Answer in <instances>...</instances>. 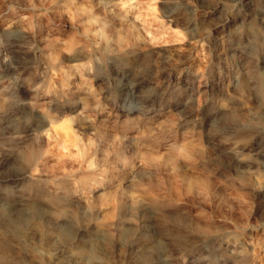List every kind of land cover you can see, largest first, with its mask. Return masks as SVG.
Wrapping results in <instances>:
<instances>
[{"label": "rangeland", "instance_id": "obj_1", "mask_svg": "<svg viewBox=\"0 0 264 264\" xmlns=\"http://www.w3.org/2000/svg\"><path fill=\"white\" fill-rule=\"evenodd\" d=\"M28 1L0 0V33H5L0 34V160L5 163L0 164V197L11 203L27 196L46 204L41 215L71 218L72 235L56 237L35 218L15 234L1 216L0 264H145L161 256L170 257L171 264H264V0H110L118 16L98 10L97 17L76 20L66 0ZM119 19L135 22L142 47H129ZM7 23L13 24L11 34L3 29ZM103 26L107 38L101 36ZM117 35L126 38L120 49ZM67 42L79 48L72 49L75 54L63 49ZM38 112L69 119L71 133L50 130L41 135L45 139L35 137L29 129L38 124ZM9 119L15 120L6 126ZM10 129L19 133L9 134ZM32 144L42 149L37 171L17 187L1 182L27 168L22 156ZM52 181L59 182L58 192L49 187ZM109 217L111 222L103 224ZM81 228L91 230V241H74ZM134 234L142 235L138 254L128 246Z\"/></svg>", "mask_w": 264, "mask_h": 264}, {"label": "bare ground", "instance_id": "obj_2", "mask_svg": "<svg viewBox=\"0 0 264 264\" xmlns=\"http://www.w3.org/2000/svg\"><path fill=\"white\" fill-rule=\"evenodd\" d=\"M28 1V0H27ZM26 0H25V3L27 2ZM37 1V0H36ZM50 1V0H49ZM64 1V0H63ZM239 1V0H238ZM23 2V1H22ZM28 2H30V1H28ZM38 2V1H37ZM42 1H40V3H41ZM65 2H67V4L70 6V7H72V9H73V16H75L74 15V13L76 14V16H78L77 18H75V20L76 19H79V17H81V16H87L89 19H91L93 16H95V17H97L98 16V12L101 10L102 12H104L105 14H107L108 16H118V8H116V6H114L113 4L111 5L110 4V0H66ZM112 2V1H111ZM116 2H117V0H116ZM18 3H20V2H18ZM113 3H115V2H113ZM243 3V2H242ZM28 3H26L25 5H27ZM38 4V3H37ZM49 4V3H48ZM117 4V3H116ZM119 4H120V2H119ZM24 5V6H25ZM11 6V5H10ZM244 6V5H243ZM250 6V5H249ZM39 7V6H38ZM253 7V6H252ZM251 7V8H252ZM262 7V6H261ZM25 8V7H24ZM260 8V7H259ZM70 9V8H69ZM99 10V11H98ZM255 10V9H254ZM260 10H261V8H260ZM67 11V10H66ZM95 11H98L97 13H95ZM248 11V10H247ZM258 12V11H257ZM67 13V12H66ZM103 13V14H104ZM127 13V12H126ZM95 14H97V16L95 15ZM121 14V13H120ZM123 14V13H122ZM71 16V15H70ZM94 17V18H95ZM123 17V16H122ZM125 17V16H124ZM15 18H18V17H15ZM14 18V19H15ZM72 18V17H71ZM100 18V17H99ZM98 18V19H99ZM102 18V17H101ZM100 18V19H101ZM104 18H105V16H104ZM108 19V18H107ZM211 19V18H210ZM241 20H242V18H240ZM112 20V19H111ZM118 20V19H117ZM126 20H130V18L129 19H126ZM132 20V19H131ZM99 22H100V20H98ZM105 22H106V20H104ZM133 21V20H132ZM132 21H130V23H127V22H123V19H119V24H121L123 27H124V30L126 29V31H127V33L129 34V39L131 40V45H129V47H131V46H134V47H142V46H140V44H141V37H140V34H139V32H138V30H137V26H134V24H135V22H134V24H132ZM13 22H15V21H13ZM22 22V21H21ZM44 22V21H43ZM98 22V23H99ZM104 22V23H105ZM109 22V21H108ZM246 22V21H245ZM112 23V22H111ZM115 23V22H114ZM238 23H240V22H238ZM237 23V24H238ZM260 23H261V25L264 27V16H261L260 17ZM1 24V23H0ZM8 24V23H7ZM6 24V27L5 28H3L4 30H6L7 31V33H10L11 34V29H12V23L11 24H8L7 25ZM118 24V25H119ZM242 24V23H241ZM97 25H100V23L99 24H97ZM107 25V24H106ZM234 25H236V24H234ZM243 25V24H242ZM242 25H240V26H242ZM260 25V26H261ZM1 27H2V25H0ZM83 26V25H82ZM88 26V25H87ZM121 26V27H122ZM245 26V25H244ZM259 26V25H258ZM16 27V26H15ZM20 27V26H19ZM24 27V26H23ZM104 27V26H103ZM111 27V26H110ZM263 27H262V29H263ZM22 28V27H21ZM81 28V27H80ZM109 28V27H108ZM243 28V27H242ZM23 29H26L25 27L23 28ZM22 29V30H23ZM88 29V28H87ZM86 29V30H87ZM95 29H96V27H95ZM98 29V28H97ZM261 29V28H260ZM1 30H2V28H1ZM0 30V31H1ZM19 30H21V29H19ZM18 30V31H19ZM75 30V29H74ZM85 30V31H86ZM109 30V29H108ZM26 30H24L23 32H25ZM80 31V30H79ZM118 31H119V29H118ZM118 31H117V33H118ZM121 31V30H120ZM22 32V33H23ZM87 32V31H86ZM88 32L89 33H91L89 30H88ZM1 33H4V32H1ZM0 33V34H1ZM89 33H87V35L89 34ZM101 33H102V37H104V38H107V32H106V29H105V27L101 30ZM111 33H112V31H111ZM116 33V32H115ZM5 34V33H4ZM10 34H8V35H10ZM17 34V33H16ZM110 34V33H109ZM123 34V33H122ZM2 35V34H1ZM7 35V36H8ZM20 35V34H19ZM25 35H27V34H25ZM114 35V34H113ZM30 36V35H29ZM52 36V35H51ZM96 36H99L98 34L96 35ZM118 37L116 38L115 36V38L117 39V45H118V48L120 49V48H122V43H123V41H126V38L125 37H122L121 35H117ZM253 36V35H252ZM15 38H16V36H14ZM23 37H24V35H23ZM101 37V38H102ZM113 37V38H114ZM12 38V37H11ZM22 38V37H21ZM20 37H19V39H21ZM28 38V37H27ZM114 38V39H115ZM18 39V38H17ZM103 39V38H102ZM115 39V40H116ZM16 40V39H15ZM64 40V39H63ZM74 41H75V39H73ZM96 40V39H95ZM98 40V39H97ZM96 40V41H97ZM109 39H107V41H108ZM143 40V39H142ZM4 41V40H3ZM71 41V40H70ZM114 41V40H113ZM112 41V42H113ZM1 42V41H0ZM19 42V41H18ZM69 42V41H68ZM67 42V43H68ZM73 41H71V43H72ZM76 43H77V40L75 41ZM75 42H73V44L75 43ZM81 42V41H80ZM86 41H84V43H85ZM94 42V41H93ZM101 42H104V41H102L101 40ZM111 42V41H110ZM247 42V41H246ZM251 42V41H250ZM17 43V42H16ZM70 43V42H69ZM68 43V44H69ZM88 42H86V45H88L87 44ZM125 43V42H124ZM236 43V42H235ZM238 43V42H237ZM248 43V42H247ZM15 44V43H14ZM17 44H19V43H17ZM73 44H69V45H67L68 47L66 48V46H65V48L63 47V49L64 50H69V51H71L74 47L72 46ZM78 44V43H77ZM80 44H82V43H80ZM144 44V43H143ZM83 45V44H82ZM111 45V44H110ZM114 45V44H113ZM128 45V44H127ZM42 46V45H41ZM75 46V48H78V47H80V45L78 44V47H76V45H74ZM144 46H146L145 44H144ZM82 47H85V46H82ZM86 47H88V46H86ZM100 47V46H99ZM113 47H115V46H112V48ZM123 47H125V44H124V46ZM238 47V46H237ZM250 47V46H249ZM74 48V49H75ZM89 48V47H88ZM111 48V49H112ZM116 48V47H115ZM242 48V47H241ZM17 49V48H16ZM79 49V48H78ZM85 49V48H84ZM83 49V50H84ZM101 49V48H100ZM127 49V48H126ZM129 49V48H128ZM15 50V49H14ZM19 50V49H18ZM34 50H36V49H34ZM46 50V49H45ZM77 50V49H76ZM75 50V51H76ZM86 50V49H85ZM114 50H116V49H114ZM118 50V49H117ZM116 50V51H117ZM234 50V49H233ZM236 50V49H235ZM23 51V50H22ZM24 51H26V50H24ZM50 51V50H49ZM69 51H67V52H69ZM73 51V54H75V52H74V50H72ZM71 51V52H72ZM80 52H81V50H79ZM88 51L89 50H87V53H85V55H87V54H89L88 53ZM109 51V50H108ZM107 51V52H108ZM113 51V50H112ZM122 50H120V52H121ZM58 52V51H57ZM71 52H70V54H71ZM77 52V51H76ZM79 52V53H80ZM84 52H86V51H84ZM90 52V51H89ZM106 52V49H105V51L103 52L104 54L103 55H105V54H107V53H105ZM128 52V51H127ZM130 52V51H129ZM232 52V51H231ZM237 52V51H236ZM18 53V52H17ZM38 53V52H37ZM47 53V52H46ZM83 53V52H82ZM82 53H80V54H82ZM125 53H126V51H125ZM131 53V52H130ZM232 53H234V52H232ZM238 53V52H237ZM248 53V52H247ZM252 53V52H251ZM22 54V53H21ZM41 54V53H40ZM45 54V53H44ZM69 53H68V55H67V57L68 56H71ZM100 54H102V53H100ZM228 54H231V53H228ZM235 54V53H234ZM250 54V53H249ZM248 54V55H249ZM14 55V54H13ZM42 55V54H41ZM49 55V54H48ZM83 55H84V53H83ZM84 55V56H85ZM113 55H114V53H113ZM120 55H121V53H120ZM138 55V54H137ZM238 55H239V53H238ZM247 55V54H246ZM23 56V55H22ZM30 56V55H29ZM47 56V55H46ZM73 56V55H72ZM76 55H74L73 56V58L75 57ZM78 56H80V55H78ZM82 56V55H81ZM89 56V55H88ZM92 56V55H91ZM250 56V55H249ZM251 56H252V54H251ZM19 57V56H18ZM105 57V56H104ZM15 58V57H14ZM20 58V57H19ZM26 58V57H25ZM48 58H50V59H54L55 58V54H54V58H53V55H49L48 56ZM77 58V57H76ZM85 58H87L88 60H89V58L88 57H85ZM6 59V58H5ZM32 59V58H31ZM35 59H37V58H35ZM68 59H69V57H68ZM79 59V58H78ZM82 59V58H81ZM252 59V58H251ZM20 60H21V58H20ZM1 61H2V59H1ZM53 61V60H52ZM74 61H76V60H74ZM79 62V61H78ZM77 62V63H78ZM90 62V61H89ZM84 63V62H83ZM86 63H87V61H86ZM50 64H52L51 62H50ZM79 64V63H78ZM81 64V63H80ZM13 71V70H12ZM11 71V72H12ZM0 74H1V72H0ZM4 75V74H3ZM12 76V75H11ZM14 76V75H13ZM9 78H12L13 79V77H9ZM67 79V78H66ZM141 79V78H140ZM8 80H10V79H8ZM7 80V81H8ZM1 81H2V79L0 78V83H1ZM4 81V80H3ZM2 81V82H3ZM12 81V80H11ZM136 81H137V79H136ZM263 81V80H262ZM62 82V81H61ZM60 82V83H61ZM249 82V81H248ZM2 84V83H1ZM0 84V85H1ZM63 84H64V82H63ZM129 84H132L131 82L129 83ZM249 84V83H248ZM247 84V85H248ZM6 85V84H5ZM9 85H10V83H9ZM1 86H4V85H1ZM11 86V85H10ZM87 86H89V85H87ZM245 86V85H244ZM90 88V87H89ZM263 88V87H262ZM244 89H245V87H244ZM9 90H7V92H8ZM264 91V90H263ZM2 93H0V95H1ZM14 94V93H13ZM12 95V94H11ZM78 98H79V96H77ZM89 97V96H88ZM33 98V97H32ZM13 100V99H12ZM47 100H49V99H47ZM79 100V99H78ZM84 100V99H83ZM27 101V100H26ZM6 102V101H5ZM13 102V101H12ZM15 102V101H14ZM43 102V101H42ZM81 102V101H80ZM87 102V101H86ZM89 102V101H88ZM2 103V102H1ZM31 103V102H30ZM33 103V102H32ZM35 103V102H34ZM44 103V102H43ZM52 103H53V101H52ZM64 103H65V101H64ZM16 104V103H15ZM18 104V103H17ZM36 104V103H35ZM66 104H67V102H66ZM20 105V104H19ZM6 106V105H5ZM10 106H11V104H10ZM24 106V105H23ZM23 106H22V108H23ZM35 106V105H34ZM57 106H59V105H57ZM20 107V106H19ZM25 107V106H24ZM67 107V106H66ZM26 108V107H25ZM38 107H36V109H37ZM46 108V107H45ZM29 109V108H28ZM86 109V108H85ZM21 110V109H20ZM23 110V109H22ZM32 110V109H31ZM35 110V109H34ZM38 110V109H37ZM54 110V109H53ZM24 111V110H23ZM30 111V110H29ZM55 111V110H54ZM78 111H80V110H78ZM2 112V111H1ZM27 112V111H26ZM35 112V111H34ZM37 112V111H36ZM67 112V111H66ZM21 113V112H20ZM50 113H52V112H50ZM56 113V112H55ZM15 114V113H14ZM13 114V115H14ZM74 114H75V112H74ZM21 115V114H20ZM25 115V114H24ZM51 115V114H50ZM67 115H69V114H67ZM9 116V115H8ZM36 116H37V119H38V124H36V125H34L33 127H31L29 130L31 131V133H33L34 135H35V137L36 136H41V135H46V136H49L50 134H49V131L50 130H52L55 134H57V132H60V133H63V134H65L66 136L67 135H69L70 133H71V130H70V121H69V119H66V118H53V117H50L49 116V114H47V112L45 113V112H38V113H36ZM59 116V115H58ZM71 116V115H70ZM86 116V115H85ZM178 116V115H177ZM63 117V116H62ZM1 118V117H0ZM10 118H13V117H10ZM70 118V117H69ZM20 119V118H19ZM25 120H27L26 118H24ZM34 119V121H35V117L33 118ZM150 119H152V118H150ZM14 120L15 119H9L8 121L6 120L5 122H3V123H5V125L7 126V125H9V123H13L14 122ZM17 120V119H16ZM23 120V119H22ZM32 120V119H31ZM2 121V120H1ZM17 122H18V120H17ZM20 122H24V121H21V119H20ZM36 122V121H35ZM126 122V121H125ZM2 122H0V124H1ZM16 123V122H15ZM25 123V122H24ZM164 124V123H163ZM4 125V126H5ZM27 125V124H26ZM28 125H29V123H28ZM157 125V124H156ZM9 126H11V125H9ZM20 126V125H19ZM83 126V125H82ZM86 126H87V124H86ZM173 126V125H172ZM1 127V126H0ZM3 127V126H2ZM15 127V126H14ZM22 127V126H21ZM24 127V126H23ZM27 127V126H26ZM5 128V127H4ZM9 128V127H8ZM74 128V127H73ZM86 128V127H85ZM92 128H94V127H92ZM148 128V127H147ZM74 129H76V128H74ZM104 129V128H103ZM3 130V129H2ZM2 130L0 131V132H2ZM11 130V132L9 133V134H18L19 132H17V131H15V129H14V131L12 132V130L13 129H10ZM74 131V130H73ZM140 131V130H139ZM167 131V130H166ZM141 132V131H140ZM51 133V132H50ZM106 133H107V131H106ZM109 133V132H108ZM164 133H167V132H164ZM33 134H31V135H33ZM113 134V133H112ZM75 135V134H74ZM52 136V135H51ZM76 136H78V134L76 135ZM109 136H110V134H109ZM112 136H114V135H112ZM133 136V135H132ZM132 136H130V138L132 137ZM34 137V138H35ZM41 137H43V136H41ZM40 137V140L42 139V141H43V138H41ZM64 137V136H63ZM162 137V136H161ZM163 137H164V134H163ZM4 138V137H3ZM26 137H24L23 139H25ZM31 138V137H30ZM33 138V137H32ZM31 138V139H32ZM33 138V139H34ZM49 138V137H48ZM65 138V137H64ZM122 138H123V136H122ZM129 138V137H128ZM28 140H30L29 138H27ZM45 139V138H44ZM47 139V138H46ZM133 139H134V137H133ZM132 138H131V140H133ZM163 139V138H162ZM51 140V139H50ZM70 140V139H69ZM6 141V140H5ZM18 141V140H17ZM16 141V142H17ZM49 141V140H48ZM130 141V140H129ZM135 141V140H134ZM8 142V141H7ZM22 142V141H21ZM33 143H34V141H32ZM127 142H128V140H127ZM142 142V141H141ZM28 143V142H27ZM35 144V143H34ZM34 144H32V145H34ZM18 145V144H17ZM20 145V144H19ZM28 145V144H27ZM94 145V144H93ZM15 146V145H14ZM22 145H21V152H24V150H25V148H24V150L22 151ZM29 147V146H28ZM168 147V146H167ZM176 147V146H175ZM174 147V148H175ZM12 148L14 149V147L12 146ZM143 148V147H142ZM263 148V147H262ZM16 149V148H15ZM28 149V148H27ZM30 149V150H29ZM29 149H28V152H26V155L25 156H22V157H24V159H25V161H26V163L28 164V166H27V168L25 169V170H21L22 172L21 173H19V174H17V175H13V176H11V177H4V178H2V180H1V182H4L6 185L7 184H9V185H12L13 187H17L18 185H19V182L23 179V177H25V176H28V175H26L27 173H29V172H32V171H34V172H36L37 171V164H36V161H37V159H39V157L40 156H42L41 154H42V149H41V147H40V144H36V145H34V146H32L31 148L29 147ZM196 149V148H195ZM12 150V149H11ZM11 150H9V151H11ZM173 150V149H172ZM7 151V150H6ZM26 151V150H25ZM142 151V150H141ZM160 151V150H159ZM170 151V150H169ZM188 151H189V149H188ZM261 151V150H260ZM19 152V151H18ZM21 152H20V154H21ZM89 152V151H88ZM87 152V153H88ZM140 152V151H139ZM147 152V151H146ZM175 152V151H174ZM262 152V151H261ZM43 153H45V152H43ZM111 153V152H110ZM144 153V152H143ZM160 153V152H159ZM181 153V152H180ZM185 153H186V151H185ZM259 153V152H258ZM9 154H10V152H9ZM19 154V153H18ZM25 154V153H24ZM85 154H86V152H85ZM142 154V153H141ZM156 154V153H155ZM158 154V153H157ZM82 155V154H81ZM88 155V154H87ZM16 156H18V155H16ZM16 156H14L13 157V154H10L9 155V157H11V159L14 161V162H20V161H15V158H16ZM144 156V155H143ZM171 156V155H170ZM261 156H262V154H261ZM264 156V155H263ZM6 157V156H5ZM86 157V156H85ZM169 157V156H168ZM167 157V158H168ZM84 158V157H83ZM87 159H88V157H86ZM86 158H85V162H86ZM99 158V157H98ZM107 158V157H106ZM261 158V157H260ZM23 159V158H22ZM23 159V160H24ZM82 159V158H81ZM100 159V158H99ZM145 159V158H144ZM12 160H10V161H12ZM9 161V160H8ZM9 161V162H10ZM10 162L9 164L10 165H13L14 164V162ZM24 161V162H25ZM39 161V160H38ZM37 161V162H38ZM115 161H116V159H115ZM118 161V160H117ZM90 162V160H88V162H86V163H89ZM4 162L3 161H1L0 160V164H3ZM23 163V162H22ZM40 163V162H39ZM106 163V162H105ZM120 163V162H119ZM5 164V163H4ZM16 164V163H15ZM24 164V163H23ZM23 164H21V165H23ZM80 164V163H79ZM142 164V163H141ZM145 164V163H144ZM20 165V164H19ZM25 165V164H24ZM92 165V162H90L89 164H88V166H91ZM15 166V165H14ZM63 166V165H62ZM82 166V165H81ZM96 166H97V164H96ZM146 166V165H145ZM18 167V166H17ZM20 167V166H19ZM18 167V168H19ZM4 168V167H3ZM7 168V167H6ZM20 168H22V167H20ZM66 168V167H65ZM70 168H72V167H70ZM5 169V168H4ZM9 169V168H8ZM7 169V170H8ZM39 169V168H38ZM78 169V168H77ZM10 170V169H9ZM13 170V169H12ZM20 170V169H19ZM40 170V169H39ZM38 170V171H39ZM60 170V169H59ZM62 170H64V169H62ZM76 170V169H75ZM138 170V169H137ZM4 171V170H3ZM15 171V170H14ZM78 171V170H77ZM100 171V170H99ZM1 172V171H0ZM6 172V171H5ZM10 172V171H9ZM40 172H42V171H40ZM39 172V173H40ZM45 172V171H44ZM56 172H57V170H56ZM59 172V171H58ZM57 172V173H58ZM75 172V171H74ZM86 172V171H85ZM137 172H139V171H137ZM141 172V171H140ZM16 173V172H15ZM48 173V172H47ZM47 173H45V174H47ZM51 173H52V171H51ZM59 173H61V172H59ZM78 173V172H77ZM80 173H82V172H80ZM87 173V172H86ZM89 173V172H88ZM87 173V174H88ZM1 174V173H0ZM3 174V173H2ZM41 174V173H40ZM49 174V173H48ZM63 174V176H64V173H62ZM83 174V173H82ZM90 174V173H89ZM94 174H96V173H94ZM98 174V173H97ZM5 175H6V173H5ZM4 175V176H5ZM32 175V174H31ZM43 176H45L44 174H42ZM80 175V174H79ZM116 175V174H115ZM38 177L40 176V175H37ZM36 176V177H37ZM47 176H49V175H47ZM58 176V175H57ZM78 176V175H77ZM76 176V177H77ZM84 176V175H83ZM86 176V175H85ZM91 176H94V175H92L91 174ZM136 176H137V173H136ZM35 177V178H36ZM42 177V176H41ZM50 177V176H49ZM59 177V176H58ZM138 177V176H137ZM28 178V177H27ZM52 178V177H51ZM72 178V177H71ZM70 178V179H71ZM75 178V177H74ZM86 178H87V176H86ZM49 179V178H48ZM53 179V178H52ZM99 179V178H98ZM102 179V178H101ZM76 180V179H75ZM92 180V179H91ZM187 180V179H186ZM32 181V180H31ZM34 181V180H33ZM43 181V180H42ZM41 181V182H42ZM59 181V180H58ZM66 181V180H65ZM131 181V180H130ZM26 183L27 182H30V181H25ZM135 182V181H134ZM190 182V181H189ZM36 183V182H35ZM45 183V182H44ZM66 183V182H65ZM106 183V182H105ZM131 183V182H130ZM191 183V182H190ZM194 183V182H193ZM206 183V182H205ZM28 184V183H27ZM135 184V183H134ZM131 185V186H135V185ZM196 184V183H195ZM26 185V184H25ZM58 185H59V182L57 183L56 181L54 182V181H52V182H49V187L51 188V189H53L54 191H56V192H58V190H59V187H58ZM111 185V184H110ZM205 185V184H204ZM29 186H31V185H29ZM112 186V185H111ZM206 186V185H205ZM209 187V186H208ZM106 188V187H105ZM128 188V187H127ZM114 189H115V187H114ZM133 189V188H132ZM4 190V189H3ZM45 190V189H44ZM206 190V189H205ZM5 191H6V189H5ZM130 191V190H129ZM207 191V190H206ZM7 192V191H6ZM77 192V191H76ZM136 192V191H135ZM102 193V192H101ZM133 193H134V191H133ZM6 194V193H5ZM15 194H16V192H15ZM125 194V193H124ZM131 195H134V197L136 198V193H134V194H132V192L130 193ZM130 194H128V198H130ZM10 195V194H9ZM50 195V194H49ZM52 195H54V194H52ZM61 195V194H60ZM136 195V196H135ZM205 195V194H204ZM207 195V194H206ZM56 196V195H55ZM94 196H95V194H94ZM120 196V195H119ZM4 196H2V197H0V217L2 216L3 218H4V220L6 221V223H7V226L9 225V227L11 228V229H13V231H14V233L15 234H20V231H21V229L23 228V227H25L27 224H28V222L29 221H31V220H33L34 218L43 226V227H45L46 229H51L53 232H56V237H58L57 235L59 234H62V235H70L71 234V218H69V217H63V216H54V217H50V218H44L42 215H41V213L44 211V209H45V203H43V204H45L44 205V207L41 205V204H38L39 202H37V203H32V202H30V200H29V198L26 196H22V197H19L18 199H16V200H14L13 202H9V203H7V201H5L6 199L5 198H3ZM56 197H58V196H56ZM97 197V196H96ZM138 197H139V195H138ZM202 197H203V195H202ZM205 197H207V196H205ZM11 198V197H10ZM50 198H51V196H50ZM71 198V197H70ZM94 198V197H93ZM135 198H133V199H135ZM53 199V198H52ZM54 199H56L55 197H54ZM137 199V198H136ZM203 199V198H202ZM88 200H90V199H88ZM104 200H106V199H104ZM140 200V199H139ZM205 200V199H204ZM65 201H67V200H65ZM129 201V200H128ZM145 201V200H144ZM62 202V201H61ZM111 202H114L113 200L112 201H110V205H111ZM116 202H117V200H116ZM137 202V201H136ZM205 202H207V201H205ZM204 202V203H205ZM65 203V202H64ZM131 203V202H130ZM203 203V204H204ZM75 204H77V203H75ZM141 204L143 205V202H141ZM156 204V203H155ZM50 205V204H49ZM58 205V204H57ZM62 205H64L63 203H62ZM66 205V204H65ZM78 205H82V204H78ZM93 205V204H92ZM139 205H140V202H139ZM157 205V204H156ZM205 205V204H204ZM53 206H55V205H53ZM118 206V205H117ZM141 206V205H140ZM150 206V205H149ZM47 207V206H46ZM50 207V206H49ZM51 207H52V205H51ZM66 207V206H65ZM100 207V206H99ZM127 207H129V205L127 206ZM64 208V207H63ZM72 208H74V207H72ZM115 208V207H114ZM150 208V207H149ZM161 208V207H160ZM59 209H61V208H59ZM79 209H80V207H79ZM109 209H111V207L109 208ZM145 209H147V207L146 208H144V210ZM156 209V208H155ZM46 210V209H45ZM56 210V209H55ZM113 210V209H112ZM157 210H159V209H157ZM60 211V210H59ZM63 211V210H62ZM73 211V210H72ZM75 211V210H74ZM76 211H78V210H76ZM110 211V210H109ZM128 211V210H127ZM131 211V210H130ZM155 211V210H154ZM153 211V212H154ZM167 211V210H166ZM49 212V211H48ZM53 212V211H52ZM56 212V211H55ZM64 212V211H63ZM62 212V213H63ZM81 212H82V210H81ZM152 212V213H153ZM65 213V212H64ZM64 213H63V215H64ZM55 214H58V213H55ZM129 214H131L130 212H129ZM60 215V214H59ZM114 215V214H113ZM113 215H111V216H113ZM150 215V214H149ZM47 216V215H46ZM49 216V215H48ZM67 216V215H66ZM81 216H83L86 220H87V218L84 216V215H81ZM110 216V215H109ZM120 216H121V213H120ZM76 217V216H75ZM135 217V216H134ZM144 218H145V216H143ZM74 218V217H73ZM106 218H108V217H106ZM114 218V217H113ZM138 218V217H137ZM35 219H34V221H35ZM109 219H110V221L109 220H106V222L105 223H103V224H108L107 222H111V217H109ZM115 219V218H114ZM141 219H143V218H141ZM78 220H80V219H78ZM82 220V219H81ZM85 220V221H86ZM133 220H135V219H133ZM122 221H123V219H122ZM137 221V220H136ZM135 221V222H136ZM141 221V220H140ZM147 221H149V220H147ZM2 222V221H1ZM74 222V221H73ZM84 222V221H83ZM88 222V221H87ZM86 222V223H87ZM116 222H119L118 220L116 221ZM115 222V223H116ZM138 222V221H137ZM86 223H84L85 225H87ZM122 223H124V222H122ZM102 223H100V225H101ZM120 224V223H119ZM129 224V223H128ZM140 224H142V223H140ZM143 224H146V223H143ZM142 224V225H143ZM35 225V224H34ZM99 225V224H98ZM98 225H96V227H98ZM115 225V224H114ZM130 225V224H129ZM150 225V224H149ZM3 226V225H2ZM1 226V227H2ZM32 226H33V224H32ZM32 226H30V227H32ZM36 226H39L38 224L36 225ZM103 226V225H102ZM110 226V225H109ZM128 226V225H127ZM126 226V227H127ZM139 226V225H138ZM141 226V225H140ZM147 226H148V224H147ZM0 227V228H1ZM35 227V226H34ZM108 227V226H107ZM113 227V226H112ZM116 227V226H115ZM114 227V228H115ZM131 227H133L132 226V224L130 225V228ZM136 227H137V224H136ZM145 227V226H144ZM144 227L142 228V229H144ZM154 227V226H153ZM205 227V226H204ZM3 228V227H2ZM7 229H9L8 227H6ZM78 228V227H77ZM92 228V227H91ZM99 228V227H98ZM129 228V229H130ZM146 228H148V227H146ZM206 228H208V227H205V230H208V229H206ZM30 229V228H29ZM31 229H34V228H31ZM37 229V228H36ZM35 229V230H36ZM39 229V228H38ZM37 229V230H38ZM100 229V228H99ZM98 229V230H99ZM108 229L109 228H107V232H108ZM118 229V228H117ZM151 229V228H150ZM153 229V228H152ZM2 230V229H1ZM4 230V229H3ZM2 230V232H4ZM36 230V231H37ZM119 231H120V229H118ZM122 230H124V229H122ZM128 230V229H127ZM131 230H133V229H131ZM137 230V229H136ZM155 230V229H154ZM6 231H8V230H6ZM26 231V230H25ZM39 231H41V230H39ZM138 231V230H137ZM157 231V230H156ZM201 231H203V229H201ZM22 232H23V229H22ZM27 232H30V231H27ZM33 232V231H32ZM45 233H47L46 231H44ZM43 232V233H44ZM74 232V231H73ZM76 232V231H75ZM106 232V231H105ZM113 232V231H112ZM121 232V231H120ZM125 232V231H124ZM150 232H152V230L150 231ZM158 232V231H157ZM160 232V231H159ZM158 232V233H159ZM204 232V231H203ZM5 233V232H4ZM58 233V234H57ZM91 230H88L87 228H81V229H78L77 230V234L75 235V236H73V238H74V241H76V242H78V243H83L84 244V242H89V241H91V237H89V235H91ZM110 233H111V231H110ZM129 233H130V230H129ZM138 233H140V232H138ZM153 233H154V231H153ZM152 233V234H153ZM208 232H204V234H207ZM7 234V233H6ZM28 234V233H27ZM39 234V233H38ZM47 234H49V233H47ZM126 234H128V233H126ZM149 234V233H148ZM159 234H161V233H159ZM0 235H1V233H0ZM2 235H3V233H2ZM2 235L0 236V237H2ZM9 235V234H8ZM43 235V234H42ZM41 235V236H42ZM72 235V234H71ZM106 235V234H105ZM140 235L141 234H139V235H135L134 234V236L129 240V242H128V246H129V249L133 252V253H137L138 254V251H140L141 250V248H142V243H140ZM155 235V234H154ZM162 235V234H161ZM4 236V235H3ZM17 236H20V235H17ZM24 236H26V235H24ZM40 236V237H41ZM49 236V235H48ZM87 236V237H86ZM103 236V235H102ZM107 236V235H106ZM142 236V235H141ZM146 236V235H145ZM160 236V235H159ZM7 237V236H6ZM5 237V238H6ZM22 237V236H21ZM56 237L55 236H52L51 238H50V240H53V239H56ZM62 237V236H61ZM68 237V236H67ZM124 237H126V235H124ZM144 237V236H143ZM157 237V236H156ZM8 238V237H7ZM27 238V240H28V237H26ZM69 238V237H68ZM115 238V237H114ZM113 238V240L115 241V239ZM150 238V237H149ZM35 239V238H34ZM40 239V238H39ZM59 239V238H58ZM94 239L95 240H97V239H99L100 240V238L98 237V236H94ZM101 239H104V238H101ZM106 239V238H105ZM119 239V238H118ZM151 239H153L152 237H151ZM157 239H159V238H157ZM156 239V240H157ZM162 239V238H161ZM5 240H7V239H5ZM24 240H26L25 238H24ZM57 240V239H56ZM61 240V239H60ZM110 240V239H109ZM121 240V239H120ZM19 241H20V239H19ZM29 241V240H28ZM31 241V240H30ZM54 241V240H53ZM58 241V240H57ZM67 241V240H66ZM70 241V240H69ZM68 241V242H69ZM105 241V240H104ZM113 241V242H114ZM117 241V240H116ZM152 241V240H151ZM161 241V240H160ZM160 241H159V243H160ZM165 241V240H164ZM14 242V241H13ZM60 242V241H59ZM59 242L58 243H56V244H59ZM95 242V241H94ZM126 242V241H125ZM144 242V241H143ZM168 242V241H167ZM12 243V242H11ZM31 243V242H30ZM35 243V242H34ZM41 243V242H40ZM50 243V242H49ZM52 243V242H51ZM50 243V244H51ZM67 243V242H66ZM71 243V242H70ZM70 243H69V245H70ZM77 243V244H78ZM103 243V242H102ZM124 243V242H123ZM147 243V242H146ZM149 243V242H148ZM16 244H18V243H16ZM22 244H24L23 242H22ZM21 244V245H22ZM25 244L27 245L28 243H26L25 242ZM49 244V245H50ZM68 244V243H67ZM73 244V243H72ZM83 244H82V246H83ZM101 244V243H100ZM7 245V244H6ZM12 245V244H11ZM19 245V244H18ZM25 245V246H26ZM30 245V244H29ZM36 245V244H35ZM48 245V244H47ZM48 245V247H50ZM79 245V244H78ZM90 245V247H91V244H89ZM113 245V244H112ZM121 245V244H120ZM126 245V244H125ZM165 245V244H164ZM33 246V245H32ZM36 246H38V245H36ZM40 246V245H39ZM38 246V247H39ZM52 246L53 245H51V248H52ZM60 246V245H59ZM97 246H98V243H97ZM118 246V245H117ZM127 246V245H126ZM144 246V245H143ZM4 247V246H3ZM18 247H20V248H22V246H18ZM27 247V246H26ZM38 247H37V249H38ZM67 247V246H66ZM78 247V246H77ZM80 247H81V244H80ZM94 247V246H93ZM96 247V246H95ZM121 247V246H120ZM11 248H12V246H11ZM19 248V249H20ZM28 248H30V247H28ZM27 248V249H28ZM32 248H34V247H32ZM42 248H45V247H42ZM61 248V247H60ZM65 248V247H64ZM86 248V247H85ZM127 248V247H126ZM1 249H5V248H2L1 247ZM7 249V248H6ZM78 249V248H77ZM96 249V248H95ZM101 249V248H100ZM29 250V249H28ZM27 250V251H28ZM31 250V249H30ZM74 250V249H73ZM82 250V249H81ZM88 250V249H87ZM112 250V249H111ZM147 250V249H146ZM150 250V249H149ZM154 251H155V249H153ZM21 251V250H20ZM44 251H46V250H44ZM66 251H68L67 249H66ZM71 251V250H70ZM112 251H114V250H112ZM111 251V252H112ZM72 252H74V251H72ZM81 252V251H80ZM80 252H78V254H80ZM88 252V251H87ZM115 252V251H114ZM131 252V253H132ZM144 252V251H143ZM142 252V253H143ZM1 253V252H0ZM47 253V252H46ZM77 252H75V254H76ZM82 253H83V255H84V252L82 251ZM93 253V252H92ZM116 253V252H115ZM133 253H132V255H133ZM145 253V252H144ZM150 253H152V252H150ZM5 254V253H4ZM3 254V255H4ZM6 254H8V253H6ZM49 254V253H48ZM58 254V253H57ZM68 254V253H67ZM78 254H76V255H78ZM140 254V253H139ZM148 255H146V256H149L150 254H149V252L147 253ZM181 254V253H180ZM91 255H93V254H91ZM124 255V253H122V256ZM141 255V254H140ZM163 255V254H162ZM12 256V255H11ZM40 256V255H39ZM50 256H51V254H50ZM63 256V255H62ZM74 256V255H73ZM102 256V255H101ZM126 256V255H125ZM135 256V255H134ZM145 256V257H146ZM167 256V255H166ZM6 257V256H5ZM65 257V256H64ZM70 257H71V254H70ZM81 258H84V257H82V254H81V256H80ZM93 257V256H92ZM128 257V256H127ZM181 257H182V255H181ZM244 257V256H243ZM243 257H241L240 259H242ZM8 258V257H7ZM51 258V257H50ZM55 258V257H54ZM66 258H69V256L67 257L66 256ZM80 258V259H81ZM135 258L136 257H134V260H135ZM138 258V257H137ZM144 258V257H143ZM151 259H152V257H150ZM170 258V257H169ZM169 258H167V257H163L162 258V256H161V258L158 260V261H153V262H151L150 261V263H148V259H146L147 260V263H145V264H171V262L172 261H170L169 260ZM173 258V257H172ZM247 258V257H246ZM53 259V258H52ZM55 259H57V260H59V258L57 257V258H55ZM63 259H65V258H63ZM75 259V258H74ZM77 259V258H76ZM104 259V258H103ZM141 259V258H140ZM243 259H245V258H243ZM242 259V260H243ZM43 260V259H42ZM48 260H50V259H48ZM61 260V259H60ZM66 260H68V259H65V261ZM78 260H79V258H78ZM93 260V259H92ZM145 260V259H144ZM241 260V261H242ZM71 261V260H70ZM74 261V260H73ZM86 261V260H85ZM106 261H108V260H106ZM124 261V260H123ZM126 261V260H125ZM124 261V262H125ZM131 261V260H130ZM130 261H128L127 260V263L128 262H130ZM140 261V260H139ZM142 261V260H141ZM141 261H140V263H141ZM237 261H240V260H237ZM237 261H235V262H237ZM57 262V261H56ZM79 262V261H78ZM97 262V261H96ZM99 262H100V260H99ZM102 262V261H101ZM132 262V261H131ZM137 263H138V261H136ZM136 262H134V264L136 263ZM143 262H145V261H143ZM243 262H244V260H243ZM242 262V263H243ZM47 263V262H46ZM45 263V264H46ZM50 263V262H49ZM57 263H60V262H57ZM64 263H66V262H64ZM75 263V262H74ZM81 263H83L82 262V260H81ZM94 263V262H93ZM104 264H105V262H103ZM34 264V263H33ZM42 264V263H41ZM48 264V263H47ZM55 264V263H54ZM67 264V263H66ZM69 264V263H68ZM73 264V263H72ZM86 264V263H85ZM88 264H91V263H88ZM98 264V263H97ZM100 264V263H99ZM107 264V263H106ZM110 264V263H109ZM126 264V263H125ZM129 264V263H128ZM237 264V263H236ZM240 264V263H239Z\"/></svg>", "mask_w": 264, "mask_h": 264}]
</instances>
